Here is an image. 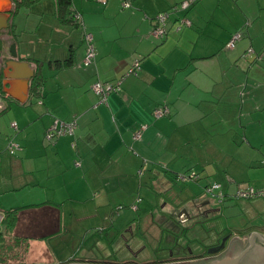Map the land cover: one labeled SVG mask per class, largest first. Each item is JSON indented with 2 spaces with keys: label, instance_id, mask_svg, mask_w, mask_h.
I'll return each instance as SVG.
<instances>
[{
  "label": "crops",
  "instance_id": "crops-1",
  "mask_svg": "<svg viewBox=\"0 0 264 264\" xmlns=\"http://www.w3.org/2000/svg\"><path fill=\"white\" fill-rule=\"evenodd\" d=\"M127 1L0 0V16L10 20L0 31V215H15L10 237L31 262L38 246L66 229L84 230V241L87 230L119 222L122 213L111 215L117 206L132 211L135 200L169 190L168 179L180 173L197 175L184 182L190 196L212 182L224 199L241 185L264 186V0H196L186 9L184 0ZM160 12L169 13L166 34L155 38ZM184 17L191 24L179 28ZM84 30L96 47L87 66ZM12 42L34 71L24 94L22 81L8 78L19 69L7 65ZM136 61V73L126 74ZM118 80L120 90L99 102L93 84ZM163 105L169 114L155 117ZM54 119L75 120L74 134L47 141ZM11 136L15 154L6 151ZM257 198L241 206L264 212ZM252 232L264 238V224L240 240ZM251 244L264 252L257 235Z\"/></svg>",
  "mask_w": 264,
  "mask_h": 264
},
{
  "label": "rangeland",
  "instance_id": "rangeland-1",
  "mask_svg": "<svg viewBox=\"0 0 264 264\" xmlns=\"http://www.w3.org/2000/svg\"><path fill=\"white\" fill-rule=\"evenodd\" d=\"M168 181H171L169 190L149 195L145 200L148 203H136L135 200L136 207L132 211L129 209L131 206H117L111 215L116 218L122 213L123 218L119 222L107 223L105 228L87 230L89 236L84 241L81 239L84 230L70 229H66L60 239L47 240L37 247L33 262L27 260L24 245L18 243L14 246V240L8 238L7 245L12 248L0 251L4 258L0 264H148L181 255H208L226 241L229 242L228 250L232 239L264 224V212L241 206L242 202H250V199L220 201L200 189L197 195L208 201L201 206V198L190 196L186 189L191 183L172 177ZM153 183L158 185L157 181ZM202 183L204 186L206 182ZM257 199L264 200L263 197ZM98 234L101 235L100 241L91 237ZM74 237L78 240L76 243L71 240ZM247 237L241 238L242 245L235 242L239 248L246 244L244 240ZM233 247L232 250L236 248ZM263 255L256 253L251 258L257 264H264Z\"/></svg>",
  "mask_w": 264,
  "mask_h": 264
},
{
  "label": "built area",
  "instance_id": "built-area-1",
  "mask_svg": "<svg viewBox=\"0 0 264 264\" xmlns=\"http://www.w3.org/2000/svg\"><path fill=\"white\" fill-rule=\"evenodd\" d=\"M104 1V0H102ZM196 0H184L180 3L179 7L182 9L188 8L191 4H193ZM124 7L130 6V3L127 0H124L123 2ZM175 7L174 9H176ZM169 13L168 12H160L156 15L154 19V26L151 29V35L155 38H162L166 34V19L168 18ZM73 18L76 21L80 22V14L78 12L74 13ZM191 22L188 18H181L180 19V26L182 25H190ZM241 32L237 31L235 32L231 38L228 40V42L225 44L226 48H232L235 44V42L241 37ZM84 41H85V57L83 59V64L85 66L91 64L95 61L96 56V47L94 43V38L91 32L84 30ZM139 68V62L136 61L133 63V65L127 70L126 74H135L136 70ZM92 90L94 93L98 96L99 102H105L107 100V96L111 92H117L120 90V80L114 82V83H104L101 81H97L93 84ZM3 101L0 97V112L4 109ZM169 114V108L166 105L159 106L155 108L154 110V116L160 117V116H167ZM10 127L13 129V131L18 130V125L16 121L10 122ZM145 126L141 125L139 126L133 133V138L138 139L141 136L142 131L144 130ZM76 129V122L75 120L71 121H62L59 119H54L51 126L46 130L44 137L47 141H53L56 138L63 136V135H73L74 131ZM74 146V142H73ZM19 148V145L17 141L14 139L13 136H11L7 142L6 145V151L9 154H15L17 149ZM78 164V162H76ZM177 179L181 181L191 180V179H197V175L194 172L190 173H180L177 174ZM204 191L213 196L216 197L218 200H223L226 196L221 189V186L217 182H212L204 187ZM233 197L235 198H242V199H248L253 197H264V186L262 187H255L251 185H241L237 187L235 190ZM135 207V206H134ZM2 216L0 215V221L2 220Z\"/></svg>",
  "mask_w": 264,
  "mask_h": 264
},
{
  "label": "water",
  "instance_id": "water-1",
  "mask_svg": "<svg viewBox=\"0 0 264 264\" xmlns=\"http://www.w3.org/2000/svg\"><path fill=\"white\" fill-rule=\"evenodd\" d=\"M9 25H10L9 18L0 16V31L7 29L9 27ZM8 53H9L10 60L7 62V65L9 66V68L11 70L14 69L15 67L19 68L13 74H11L8 78L21 80L22 84L24 86V88H22L21 92H23V94H24L25 91L28 92L30 90V88L32 87V80L34 78V71L27 69V67H30V63L28 61L18 59L15 42H12L11 44H9ZM9 95L11 97L19 100L20 102H24L26 100V98H23L19 95L16 96V95H13L11 93H9ZM253 234L257 235L261 240H264V238L262 236H260L258 233L252 232V233H250V235L248 237L249 243L245 245V249H243L238 255L230 256V254L228 252V254L226 253L227 255L225 254L224 258L217 259V260L211 262L210 264H237V262L240 260V258L252 247L251 237ZM234 240L239 241L241 245L243 244V241L240 240V238L235 237L234 239H232V241L229 244V248H228L229 251L232 250L233 246L231 244Z\"/></svg>",
  "mask_w": 264,
  "mask_h": 264
},
{
  "label": "flooded vegetation",
  "instance_id": "flooded-vegetation-1",
  "mask_svg": "<svg viewBox=\"0 0 264 264\" xmlns=\"http://www.w3.org/2000/svg\"><path fill=\"white\" fill-rule=\"evenodd\" d=\"M236 241L234 240L232 242V246L234 245V248L232 251L227 250V244L229 243L228 241L224 242L222 246L216 250L214 253L211 254H189V255H181L177 257H168V258H163L160 259L156 262H148V264H175V263H189L193 262L196 264H205L206 262L210 264L211 262L224 258L225 254L229 252L230 256H235V252L239 250L240 248L238 245L235 243ZM234 251V252H233ZM241 252V250L236 254L238 255ZM256 253H261L264 254L263 250H261L258 246H253L251 247L237 262V264H257L256 262H253V259L251 258L253 255ZM226 254V255H227ZM264 256V255H263ZM147 263V262H146ZM146 263H141V264H146ZM121 264H128V263H121Z\"/></svg>",
  "mask_w": 264,
  "mask_h": 264
},
{
  "label": "trees",
  "instance_id": "trees-1",
  "mask_svg": "<svg viewBox=\"0 0 264 264\" xmlns=\"http://www.w3.org/2000/svg\"><path fill=\"white\" fill-rule=\"evenodd\" d=\"M13 1L17 5L20 1H23V0H13ZM1 221L3 222V224L0 225V251H2L4 249L12 248L10 245H7V241H8L7 239L8 238H11L12 240H14V246L16 244L20 243L16 239L10 237V233L13 230V226H14V223H15V215L14 214H9V216H7L5 219L3 217ZM241 249L242 248L237 250V253ZM2 260L4 261V258L2 257V255H0V262H3ZM205 264H208V263L206 262Z\"/></svg>",
  "mask_w": 264,
  "mask_h": 264
}]
</instances>
